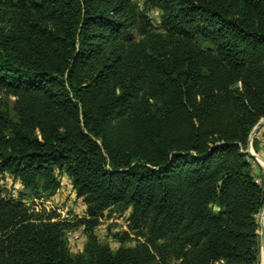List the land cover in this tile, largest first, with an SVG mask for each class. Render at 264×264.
Instances as JSON below:
<instances>
[{
	"label": "trees",
	"instance_id": "1",
	"mask_svg": "<svg viewBox=\"0 0 264 264\" xmlns=\"http://www.w3.org/2000/svg\"><path fill=\"white\" fill-rule=\"evenodd\" d=\"M263 118L264 0H0V264H259ZM62 178L85 218L24 205Z\"/></svg>",
	"mask_w": 264,
	"mask_h": 264
},
{
	"label": "rangeland",
	"instance_id": "2",
	"mask_svg": "<svg viewBox=\"0 0 264 264\" xmlns=\"http://www.w3.org/2000/svg\"><path fill=\"white\" fill-rule=\"evenodd\" d=\"M137 7L139 8V11L141 13L144 12V0H134ZM145 16L150 20L152 26L155 29H159L160 27V17L161 12L158 9H150L145 11ZM202 46L208 47L207 44L202 43ZM257 139L259 141V148L260 152L255 153L252 149V146L250 148V151L254 154H256L263 162H264V128H259L255 135L253 136V139ZM252 139V141H253ZM252 174L254 178L256 179L257 183L260 185V187L264 190V164H259L257 161L252 159ZM70 182H67V178H62V186L58 190L60 200L64 201L68 204L71 211L78 215L81 212L85 211V206L82 204L80 200H76L71 192V188L69 186ZM0 190L2 191L3 195H16L19 191V186L17 183H12V180L8 178V176H5V178L0 179ZM264 207L258 214L256 221L258 225V246H259V264H261V250H260V240H259V233H260V226L264 230V220H263V214H264ZM111 215V214H110ZM262 216V217H261ZM125 227V217L119 216L118 214H113L111 216L107 215L105 219L102 220V224L97 229V236L102 244L109 245L112 249H116L118 247L117 243L112 238L113 234L118 231H123ZM67 240L70 243L72 247V251L74 253L80 252L83 248L85 239L83 235L78 231L77 229L72 230L67 233ZM132 244H128L127 246H132Z\"/></svg>",
	"mask_w": 264,
	"mask_h": 264
},
{
	"label": "built area",
	"instance_id": "3",
	"mask_svg": "<svg viewBox=\"0 0 264 264\" xmlns=\"http://www.w3.org/2000/svg\"><path fill=\"white\" fill-rule=\"evenodd\" d=\"M62 186V185H61ZM12 198H16V195H12ZM24 205L29 208L31 211L40 213V212H54L56 213L61 220L64 221H74L75 219H81L86 217V213L81 212L78 215H75L67 203L60 200L59 192H57L52 198L43 200V199H27L24 200ZM128 223L125 222L124 231H127Z\"/></svg>",
	"mask_w": 264,
	"mask_h": 264
},
{
	"label": "water",
	"instance_id": "4",
	"mask_svg": "<svg viewBox=\"0 0 264 264\" xmlns=\"http://www.w3.org/2000/svg\"><path fill=\"white\" fill-rule=\"evenodd\" d=\"M264 124V118L261 119L256 126L253 128V130L251 131L250 135H249V139H248V147L247 150L245 151V153L251 158L254 159L255 161H257L259 164L264 162L254 153H252L250 151L251 148V144H252V139L253 136L255 135V133L257 132V130ZM259 240H260V250H261V264H264V230L263 228L260 226V233H259Z\"/></svg>",
	"mask_w": 264,
	"mask_h": 264
},
{
	"label": "bare ground",
	"instance_id": "5",
	"mask_svg": "<svg viewBox=\"0 0 264 264\" xmlns=\"http://www.w3.org/2000/svg\"><path fill=\"white\" fill-rule=\"evenodd\" d=\"M264 212V211H263ZM262 217V216H261ZM263 220H264V214H263ZM264 224V223H263Z\"/></svg>",
	"mask_w": 264,
	"mask_h": 264
},
{
	"label": "crops",
	"instance_id": "6",
	"mask_svg": "<svg viewBox=\"0 0 264 264\" xmlns=\"http://www.w3.org/2000/svg\"><path fill=\"white\" fill-rule=\"evenodd\" d=\"M67 182H69V181L67 180ZM69 186H70V184H69Z\"/></svg>",
	"mask_w": 264,
	"mask_h": 264
}]
</instances>
